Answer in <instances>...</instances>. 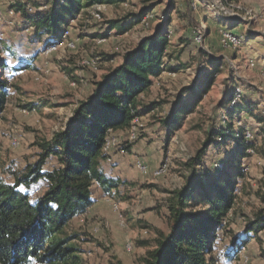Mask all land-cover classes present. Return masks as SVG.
Returning <instances> with one entry per match:
<instances>
[{
	"label": "rangeland",
	"instance_id": "374dc122",
	"mask_svg": "<svg viewBox=\"0 0 264 264\" xmlns=\"http://www.w3.org/2000/svg\"><path fill=\"white\" fill-rule=\"evenodd\" d=\"M14 1L0 0V37L8 39L18 54L7 57L9 66L25 58H37L38 62L33 68L15 73L8 69L4 73L10 91L0 114V175L10 182L14 181L13 175L4 173V168L13 165L19 169L35 163L39 157L36 142L51 139L64 128L79 102L92 93L94 83L117 66L122 55L144 35L154 32L161 20L172 16L169 32L174 43L169 50L171 55L179 56V62L174 59L170 63V58L166 62L178 69L167 68L139 98L138 109L143 113L134 121V130L109 136L116 140L115 145L106 143L107 149L111 148L108 173L130 184L114 198L100 195L86 213L68 225V232L76 234L83 264H143V257L156 245L158 231H168L170 192L183 186L192 172L186 162L204 148L210 132L228 128L229 123L234 132H249L253 146L242 160L245 175L238 180L236 204L218 230L214 256L216 264H264V230L246 234L249 222L262 206L259 192H264V0H127L95 4L71 21L65 29L68 34L64 31L62 39L52 45L57 46L55 49H45L44 43L31 40L29 28L10 9ZM140 12L146 15L129 32L110 30L109 20L130 22ZM92 27L99 30H89ZM195 30L203 33V42L195 39ZM223 32L236 36L238 44L225 46ZM202 51L223 60L224 72L216 75L215 85L196 110L182 115V125L169 134L162 120L181 90L199 87L206 64ZM233 87L245 92L247 101L255 102L253 113L236 112L234 118L227 113L229 107L222 103ZM31 102L41 108L24 107ZM242 102L246 103L245 98ZM151 103L156 106L149 110ZM228 142L203 152L204 164L198 168L214 173L222 165L229 167L235 145L232 140ZM49 161L45 171L60 165L56 157ZM235 238L248 240L241 249L232 250Z\"/></svg>",
	"mask_w": 264,
	"mask_h": 264
},
{
	"label": "trees",
	"instance_id": "16d2710c",
	"mask_svg": "<svg viewBox=\"0 0 264 264\" xmlns=\"http://www.w3.org/2000/svg\"><path fill=\"white\" fill-rule=\"evenodd\" d=\"M125 1L15 0L10 9L29 28L31 40L44 43L46 49L62 39L66 27L82 11L95 4ZM145 15L140 12L130 22L109 20L110 30L127 33ZM171 25L172 16L161 20L152 35L126 51L122 62L94 83L92 93L79 102L66 126L57 130L51 139L41 138L36 142L39 157L35 163L19 169L13 165L4 166V173L13 175L14 181L0 175V264H83L76 234L68 232V225L94 204V184L112 198L129 186L130 182L109 174L106 169L110 159L107 139L118 131L130 132L136 118L143 113L138 109L139 98L151 88L153 79L167 68L178 69L166 63L167 58L179 60V56L169 53ZM202 53L206 64L199 87L188 86L181 90L170 113L162 120L169 134L173 128L182 125V115L196 110L215 85L216 75L224 72L226 63L223 60ZM17 55L9 40L0 37V114L6 108L10 91L4 73L8 69L15 73L33 68L38 62L37 58H25L16 66H9L7 57ZM236 89L233 87L226 93L222 103L223 107H229L227 113L231 118L236 112L253 113L255 107V102L247 101L245 92H242V99L245 98L246 103L241 100L232 105ZM188 94L189 99H185ZM155 106L156 103H151L147 107L152 110ZM24 107L31 110L41 108L34 102ZM230 140L235 148L229 167L225 163L214 173L198 168L204 164L203 152L214 145L220 148ZM252 146L253 142L244 132H234L232 123L228 128L208 134L204 148L186 162V166L192 169L190 176L183 186L170 192L168 231H158L156 245L143 257V264H216L214 252L218 230L236 204L238 180L245 175L242 160ZM52 157H56L60 165L52 171H45L44 167ZM259 194L262 206L248 224V235L252 231L264 230V192ZM248 239L233 240L231 249H241Z\"/></svg>",
	"mask_w": 264,
	"mask_h": 264
},
{
	"label": "crops",
	"instance_id": "0c3cea01",
	"mask_svg": "<svg viewBox=\"0 0 264 264\" xmlns=\"http://www.w3.org/2000/svg\"><path fill=\"white\" fill-rule=\"evenodd\" d=\"M86 10H90V8H88V9H86ZM84 11H85V10H84ZM84 11H82V13H83ZM82 13H80V14H82ZM136 26H137V25H136ZM136 26H135V27H136ZM154 29H155V28H154ZM89 30H94V31H95V30H99V29H98L97 27H92V28H90ZM100 31H101V30H100ZM152 34H153V32L150 33V34H148V35H144L141 39H143V38L146 37V36L152 35ZM94 36H97V35L95 34V35H93V37H94ZM241 36L245 38V35H244V34H242ZM72 37H73V36H72ZM141 39L139 40V42L141 41ZM171 40H172V37H171ZM139 42H138V43H139ZM173 43H174V41L172 40V41H171V45H170V47L172 46ZM79 44H80V43H79ZM170 47H169V48H170ZM169 53H170V50H169ZM170 54H171V53H170ZM211 55H213V54H211ZM122 59H123V55H122ZM122 59H121V61L119 62V64L122 62ZM168 59H169V58H167L166 60H168ZM172 60H174V59H172V58L169 59V62L172 61ZM166 63H167V62H166ZM170 63H171V62H170ZM166 70H167V69H166ZM164 72H165V71H163L162 74H163ZM162 74H161V75H162ZM161 75L158 76V77H155V78H159V77H161ZM117 133H118V134H119V133H126V134H127V132H125V131H118V132H115L114 134H117ZM110 149H111V148H110ZM110 149H108V154H109V150H110ZM116 150H117V149H116ZM115 152H117V151H113V154H114ZM49 162H51V161H49ZM47 164H48V163H47ZM57 166H58V165H57ZM128 177H131V176H127V178H128ZM128 179H132V178H128ZM100 195H105V194H104L103 190L98 186V184H94V186H93V195H92L93 198H94V204L96 203V201L98 200V198H99ZM94 204H93V205H94ZM93 205H92V206H93ZM92 206H91V207H92ZM91 207H90V208H91Z\"/></svg>",
	"mask_w": 264,
	"mask_h": 264
},
{
	"label": "bare ground",
	"instance_id": "6f19581e",
	"mask_svg": "<svg viewBox=\"0 0 264 264\" xmlns=\"http://www.w3.org/2000/svg\"><path fill=\"white\" fill-rule=\"evenodd\" d=\"M96 16H97V17H100V14L98 13V14H96ZM1 17H2V14L0 13V19H1ZM66 33L68 34L67 31H66ZM231 38H233L232 41H231V43H232L233 45H237L239 40L236 38V36L231 35ZM70 46H73V44H70ZM56 47H57V46H51V47H49V48H51V49H55ZM242 97H243V95H242V90H241L240 88L236 89V91H235V97H234L232 103L234 104V103H236V102L241 101V100H242ZM132 129L134 130V128H132ZM133 133H134V132H133ZM246 137H247V138L251 137V134H250L249 132H247ZM116 143H117V142H116V140H114V139H110V138H109V139L107 140V146L115 145ZM142 168H145L144 165H143ZM130 249H131V248H130Z\"/></svg>",
	"mask_w": 264,
	"mask_h": 264
},
{
	"label": "built area",
	"instance_id": "2783aa9c",
	"mask_svg": "<svg viewBox=\"0 0 264 264\" xmlns=\"http://www.w3.org/2000/svg\"><path fill=\"white\" fill-rule=\"evenodd\" d=\"M195 33H196L195 39L203 42L204 41V39H203V33H198V32H196V30H195ZM232 39L233 38H231V33H228V32H223L222 33V41H223V43H224L225 46L230 45ZM162 169L163 168H160L159 170H162Z\"/></svg>",
	"mask_w": 264,
	"mask_h": 264
}]
</instances>
